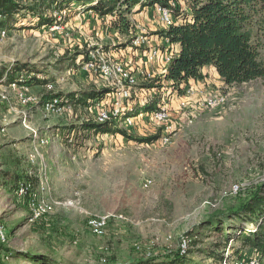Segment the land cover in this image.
<instances>
[{"label": "rangeland", "instance_id": "rangeland-1", "mask_svg": "<svg viewBox=\"0 0 264 264\" xmlns=\"http://www.w3.org/2000/svg\"><path fill=\"white\" fill-rule=\"evenodd\" d=\"M11 1L21 13L0 26L7 30L0 40V264H96L109 257L127 264L145 256L150 243V256L178 253L185 264H223L213 252L231 259L252 255L238 240L225 243L222 231L251 230L240 222L244 213L226 210L257 190L264 195V78L226 85L206 68L203 83L212 93H225L226 104L174 113L165 145L156 142L161 129L146 118L132 127L112 123L126 135L83 130L98 124L96 107L90 113L63 99L106 90L85 63L101 53L118 54L136 36H154L160 27L154 6L111 19L84 13L75 2L58 11L59 0ZM179 5L186 9L182 0ZM29 8L35 11L26 14ZM251 27L264 67V7ZM17 64L26 69L15 75L12 90L7 74ZM18 89L31 100L19 99ZM54 98L63 110L51 113L44 105ZM137 103L135 113L141 111ZM3 172L31 177L47 214L31 220L25 200L15 195L19 182L2 178ZM102 215L110 217L108 228L97 237L87 224ZM184 236L190 243L181 252Z\"/></svg>", "mask_w": 264, "mask_h": 264}, {"label": "trees", "instance_id": "trees-1", "mask_svg": "<svg viewBox=\"0 0 264 264\" xmlns=\"http://www.w3.org/2000/svg\"><path fill=\"white\" fill-rule=\"evenodd\" d=\"M180 0H59L57 10L61 11L69 8L72 3H76L79 9L92 11L98 16L112 15L123 16L129 14L135 7L144 8L147 6L160 5L169 8L173 15L182 13L184 18L189 17V21L184 25L172 26L166 31H157L156 34L167 37L172 43L179 45L178 56L171 61L168 66L166 80L171 83V87L179 89L180 85H187L190 80L202 81L204 67H213L220 79L226 85L247 83L256 79L264 78V67L258 58V51L253 44L252 20L259 8L264 7V0H182L186 9L179 5ZM170 3H174L171 6ZM26 14L34 12L32 8L25 9ZM186 11V13H184ZM0 12L5 17V22L21 13L11 0H0ZM25 14V13H24ZM23 16V15H22ZM52 24L51 21L48 22ZM3 25L0 22V26ZM26 68L17 64L9 74H7V84L16 82L15 75L24 72ZM4 73L0 72V80ZM105 91H84L79 94H72L65 97L62 104L82 105L87 108L92 101L100 97ZM154 105H146L143 112L152 111ZM83 130H98L103 133H118L126 135L125 132L117 129L109 123L85 124ZM62 138V137H61ZM156 137H150L145 141H153ZM64 140V139H63ZM2 178L18 181H27L31 187L29 193L35 188L31 177H16L9 172H3ZM259 190L251 194L248 200L239 202L226 210L228 215H240L242 226H251V230L238 232L232 229L228 232L223 230L225 243L228 241H239L243 247L255 250L264 258V195L259 194ZM28 209L27 202H24ZM225 213H218L214 216H223ZM1 241V240H0ZM10 251H6L9 253ZM40 258V257H35ZM43 259L49 261L48 256ZM212 258L221 262H230L231 256L224 257L212 253ZM34 260V259H33ZM41 260V258H40ZM96 264H119L114 257L108 260L103 259ZM55 264H75L70 261L59 259ZM87 264V263H86ZM127 264H185L176 255L156 253L153 256H136L129 259Z\"/></svg>", "mask_w": 264, "mask_h": 264}, {"label": "built area", "instance_id": "built-area-1", "mask_svg": "<svg viewBox=\"0 0 264 264\" xmlns=\"http://www.w3.org/2000/svg\"><path fill=\"white\" fill-rule=\"evenodd\" d=\"M170 5L174 6V3ZM154 8L160 25L158 31H166L172 26L184 25L189 21V17L184 18L183 15L177 19L167 7L154 5ZM106 17L112 19L116 17V13L106 15ZM3 20L5 17L0 12V22ZM154 36L156 43L149 42L151 37L136 36L123 50H118V54L101 53L98 61L89 59L85 63V69L100 80L106 89L101 93V96L104 94L106 97L90 101L86 109L91 113L93 107H96L95 121L98 124L123 122L125 126L132 127L135 125V120L146 118L150 125L153 124L161 129V135L156 142L165 145L170 140L166 132L172 127L171 117H175L174 113L189 115L194 110L216 111L226 104L227 95L222 92H210L203 81L200 83L192 81L187 85H180L182 92L171 87V83L166 80L165 76L169 64L178 56L179 45L172 43L163 35L155 33ZM6 37L7 30L0 28V40ZM16 85V82H13L9 84V87L14 90ZM15 91L19 99L25 102L31 100L26 99L25 94L19 89ZM133 101H138L140 112L135 113L133 110ZM175 101L177 105L173 109ZM58 104L59 101L56 98L51 99V102L45 103L44 109L51 113L60 112L63 107ZM147 104L154 105L155 109L143 112L142 108ZM22 123L26 124V119H23ZM35 139L37 144L44 143L39 137ZM18 182L15 195L27 202L31 220L41 219L48 212L45 201L38 197L36 189L29 193L31 185L27 181ZM237 190L236 187L235 191ZM109 218L108 215L90 218L87 224L89 232L97 237L102 236L108 228ZM113 218L120 220L122 216ZM189 243L190 240L186 236L182 237L179 245L181 252L186 250ZM150 247L152 243L143 250L146 256H150ZM136 250L141 251L140 245L136 246ZM226 257H229L228 253L225 254ZM263 259L258 252L253 250L252 255L244 259H236L233 264H263Z\"/></svg>", "mask_w": 264, "mask_h": 264}, {"label": "crops", "instance_id": "crops-1", "mask_svg": "<svg viewBox=\"0 0 264 264\" xmlns=\"http://www.w3.org/2000/svg\"><path fill=\"white\" fill-rule=\"evenodd\" d=\"M90 11V10H89ZM84 13H87V11H84ZM96 16H98V15H96ZM99 17H101V18H104V16H99ZM160 28V27H159ZM149 42L150 43H156V38H155V36H151V38H149ZM206 68H209L212 72H214L215 74H217V72H216V70L213 68V67H204L201 71H202V74L204 75V79H205V77H206ZM217 76H218V74H217ZM219 78V77H218ZM193 80H190L189 82H192ZM203 81V80H202ZM202 81H195V82H197V83H200V82H202ZM194 82V81H193Z\"/></svg>", "mask_w": 264, "mask_h": 264}]
</instances>
